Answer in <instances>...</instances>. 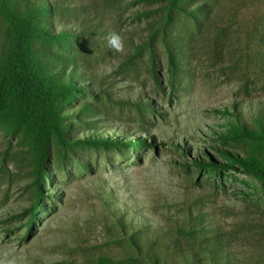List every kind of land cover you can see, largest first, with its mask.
<instances>
[{
  "label": "rangeland",
  "instance_id": "obj_1",
  "mask_svg": "<svg viewBox=\"0 0 264 264\" xmlns=\"http://www.w3.org/2000/svg\"><path fill=\"white\" fill-rule=\"evenodd\" d=\"M8 1L39 0H0V61ZM44 1L50 28L73 34L68 52L45 51L76 63L67 136L122 143L52 137L29 224L35 154L0 126V264H264V181L240 160L264 162V145L220 139L233 123L264 125V0H189L200 13L168 25V0Z\"/></svg>",
  "mask_w": 264,
  "mask_h": 264
},
{
  "label": "trees",
  "instance_id": "obj_2",
  "mask_svg": "<svg viewBox=\"0 0 264 264\" xmlns=\"http://www.w3.org/2000/svg\"><path fill=\"white\" fill-rule=\"evenodd\" d=\"M188 1L168 0L167 25L174 22L175 12L192 18L200 13L203 7L200 5L189 10L186 6ZM4 3L1 15L7 27L8 42L0 61V126L9 134H20L28 138L30 150L35 154L37 187L35 199L30 206L31 224L41 206L42 185L48 169L46 163L52 137L67 148L89 143L118 147L122 142L103 136H67L70 123L65 121L68 117L66 111L77 93L82 92L81 86L73 78L74 75L68 71L69 66L76 63L69 62L68 54L64 57H52L53 62H47L45 58L48 54L45 51L47 46L53 45L59 52H68L73 34L65 30L55 33L50 28L47 16L55 7L44 0H39L25 9L11 1ZM38 40H41L40 48L35 47ZM164 42L167 45L169 61L175 62L170 45L171 38L166 30ZM223 114L230 112L226 110ZM220 139L233 142L249 140L260 147L264 145V125L261 121L259 128L244 123H233ZM140 142L139 139L125 143ZM223 159L227 160L226 167H232L234 162H228L226 156ZM240 160L248 172L264 181V162L250 157ZM112 263L113 259L108 257L99 259V264Z\"/></svg>",
  "mask_w": 264,
  "mask_h": 264
},
{
  "label": "clouds",
  "instance_id": "obj_3",
  "mask_svg": "<svg viewBox=\"0 0 264 264\" xmlns=\"http://www.w3.org/2000/svg\"><path fill=\"white\" fill-rule=\"evenodd\" d=\"M108 46L114 52H123L125 49V38L121 33H109Z\"/></svg>",
  "mask_w": 264,
  "mask_h": 264
}]
</instances>
